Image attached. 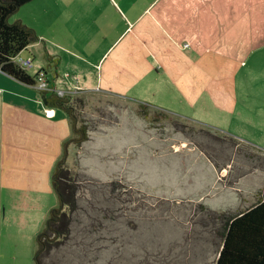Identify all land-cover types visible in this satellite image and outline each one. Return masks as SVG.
Returning a JSON list of instances; mask_svg holds the SVG:
<instances>
[{"label":"rangeland","instance_id":"1","mask_svg":"<svg viewBox=\"0 0 264 264\" xmlns=\"http://www.w3.org/2000/svg\"><path fill=\"white\" fill-rule=\"evenodd\" d=\"M43 4L44 0H31L9 21L20 19L52 35L53 13L40 9ZM34 17L42 23H33ZM183 54L190 55L188 50ZM35 55L27 70L35 73L44 67L52 81L44 55ZM18 56L26 59L28 54L22 51ZM70 57L65 54L57 69L56 84L62 89H101L189 118L220 136L211 139L220 154L222 146L230 144L228 137L240 141L231 148L232 161L219 168L211 158L212 148L207 154L195 146L172 125V118L151 121L137 114L134 104L104 94H88L84 105L76 103L75 114L89 121L91 131L80 146L68 145L67 167L80 172L86 183L118 181L124 198L118 214L122 228L114 240H107L100 264H213L225 220L264 191V170L256 164L250 167L251 150L245 145L264 152V67L259 49L224 66L206 56L202 79L189 83L178 69H153L152 56L143 53L140 57L146 61L141 60L140 70L123 71L111 85H106L103 71L100 86L96 72L92 80L87 76L83 81L65 69ZM175 58L181 60L179 54ZM25 87L28 95L12 89L13 99H19L14 116L7 102L0 113V264H34L36 235L57 205L52 172L72 135L66 113L56 108L48 115L38 101V88ZM182 123L193 127L192 132L200 126ZM146 222L149 227L143 229ZM141 224L143 233L137 230Z\"/></svg>","mask_w":264,"mask_h":264},{"label":"crops","instance_id":"2","mask_svg":"<svg viewBox=\"0 0 264 264\" xmlns=\"http://www.w3.org/2000/svg\"><path fill=\"white\" fill-rule=\"evenodd\" d=\"M40 9L53 13L54 31L48 35L32 24L38 39L22 51L27 52L31 63L35 53L43 54L45 61L48 55L57 60L52 81L48 72L44 79L59 91L73 92L56 84L57 69L65 54L71 55L65 69L73 70L83 81L87 76L92 80L96 72L99 85L103 71L106 85H111L118 83L123 71L140 70L141 60L146 61L140 57L143 53L152 56L155 70L178 69L185 83L202 79L206 56L217 58L224 66L242 61L259 49L264 67V0H44ZM33 23L42 20L34 17ZM187 50L190 55L183 54ZM25 86L37 89L36 85ZM25 86L0 71V113L7 102L14 116L13 107L19 99H13L12 89L28 95Z\"/></svg>","mask_w":264,"mask_h":264},{"label":"trees","instance_id":"3","mask_svg":"<svg viewBox=\"0 0 264 264\" xmlns=\"http://www.w3.org/2000/svg\"><path fill=\"white\" fill-rule=\"evenodd\" d=\"M29 1L0 0V71L21 83L36 85L39 75L45 76L47 69L43 67L37 73L30 74L27 67L14 60L29 44L37 41L36 31L20 20L9 21V17ZM46 65L51 67L53 73L57 60L48 55ZM58 91L51 84L38 90L45 108H59L66 113L72 135L64 142L65 150L52 172L51 185L57 205L49 210L43 228L36 235L34 264H90L92 259L100 264L106 257L107 240H114L122 228L118 217L124 206L121 184L116 180L86 183L80 172H73L66 165L68 145L80 146L88 139L91 131L89 121L83 117L79 119L75 114V104L84 105L88 94H104L130 102L136 106L137 114L151 121H157L159 116L172 118V125L181 130L195 146L207 154L210 153L207 148H212L211 158L219 168L232 161L231 148L240 142L232 136L228 137L230 144L223 145L220 154V149L211 143V139L220 140V136L212 129L150 103L133 101L120 94L97 89H78L74 94L67 91L60 94ZM183 121H191L200 126L196 132H192L193 127L189 128ZM245 145L251 150V154L247 155L250 167L254 164L262 166L264 170V152ZM142 224L138 225L139 232L143 231ZM146 224L143 229L149 227ZM220 236L221 244L213 264H264V191L259 192L251 205L225 220ZM142 241L140 245L146 244Z\"/></svg>","mask_w":264,"mask_h":264},{"label":"built area","instance_id":"4","mask_svg":"<svg viewBox=\"0 0 264 264\" xmlns=\"http://www.w3.org/2000/svg\"><path fill=\"white\" fill-rule=\"evenodd\" d=\"M14 60L16 61V63H18L19 65L24 66V67H29L30 64H31L29 59H21L18 56H16L14 58ZM36 87L38 88V90L45 89L47 87L46 81H45L44 76L42 74H40L39 77H38V81H37ZM60 92H62V91H59V93ZM46 113L48 115H53V110L52 109H47Z\"/></svg>","mask_w":264,"mask_h":264}]
</instances>
